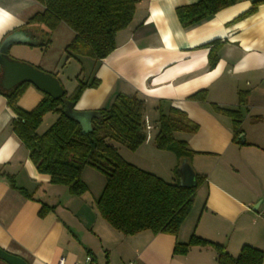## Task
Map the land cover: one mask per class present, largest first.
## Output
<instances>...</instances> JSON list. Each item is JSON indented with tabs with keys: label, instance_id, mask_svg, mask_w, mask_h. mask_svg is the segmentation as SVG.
Listing matches in <instances>:
<instances>
[{
	"label": "crops",
	"instance_id": "crops-1",
	"mask_svg": "<svg viewBox=\"0 0 264 264\" xmlns=\"http://www.w3.org/2000/svg\"><path fill=\"white\" fill-rule=\"evenodd\" d=\"M197 1L136 0L132 21L116 33L115 49L106 58L64 62V67L72 62L80 65V70L74 69L75 83L58 77L59 60L46 65L49 46L12 45L8 50L11 59L39 70L44 67L43 71L54 75L66 97L78 81L98 80L97 87L82 92L74 104L76 111L107 108L119 94L142 99L147 139L135 151L118 147V153L164 182L178 180L176 171L183 160L153 145L160 110L178 109L197 125L194 134H174L187 143L193 153L188 164L203 178L177 235L142 231L125 236L111 228L95 206L104 177L92 168L81 172L88 188L81 196L51 184L48 175L38 173L28 150L12 132L15 116L0 94V173L7 175L0 177V249L27 264H57L60 258L74 264L87 256L92 264H217L216 252L209 246H193L183 256L173 255L176 243H187L194 235L224 247L233 258L244 245L264 253V217L259 215L264 199V3L249 12L255 0H240L185 29L175 9ZM0 9L6 13H0V44L19 29H27L38 40L42 26L25 25L43 10L39 3L0 0ZM61 28L70 34L69 44L74 35L64 24L52 32L51 42ZM211 49L218 60L210 69ZM64 83L71 85L65 88ZM200 91L206 93L205 102L190 100ZM43 97L28 84L18 105L29 111ZM212 104L239 109L242 132L236 134L231 120L216 114ZM58 117L45 114L36 133L43 134ZM89 183L101 190L91 191ZM42 205L51 210L40 217ZM0 264L6 263L0 260Z\"/></svg>",
	"mask_w": 264,
	"mask_h": 264
},
{
	"label": "trees",
	"instance_id": "trees-1",
	"mask_svg": "<svg viewBox=\"0 0 264 264\" xmlns=\"http://www.w3.org/2000/svg\"><path fill=\"white\" fill-rule=\"evenodd\" d=\"M43 10L33 15L26 26L39 25L37 45L46 49L51 43L52 32L64 24L73 32V39L66 46L68 58H90L100 62L115 49V35L132 21L136 0H34ZM240 0H198L194 4L175 9L183 28H189L214 16ZM264 0L252 3L253 11ZM242 17V16H241ZM218 58L213 49L208 54V67L215 66ZM98 80L78 81L73 93L64 99L74 105L82 92L95 88ZM28 83H22L0 94L6 99L15 118L11 129L19 142L28 150L29 158L40 174L50 177V183L63 186L72 196H81L88 191L81 179L85 167L92 168L104 177V186L95 202L101 218L115 231L132 236L142 231L153 234L176 236L188 217L203 178L195 175L196 186L183 188L176 179L167 183L126 162L118 153V147L135 151L147 139L144 122L145 104L133 95H116L111 105L96 111L97 118L91 121L92 131L82 134L79 125L62 114L60 99L47 95L31 110H23L18 101ZM190 100L205 102L206 93L200 91ZM212 110L228 117L236 134H240L242 113L239 109H223L215 104ZM57 113V120L41 135L36 133L42 118L47 113ZM197 125L187 115L174 108L166 113L160 110L156 121L153 145L158 150L169 151L178 161H189L192 151L185 141L177 140L175 133L194 134ZM0 177H7L0 173ZM8 180L12 187L11 177ZM22 191V190H20ZM51 208L42 205L39 216ZM212 247L217 264H263L264 253L244 245L236 258L224 247L192 235L187 243H176L173 255L183 256L193 247Z\"/></svg>",
	"mask_w": 264,
	"mask_h": 264
},
{
	"label": "water",
	"instance_id": "water-1",
	"mask_svg": "<svg viewBox=\"0 0 264 264\" xmlns=\"http://www.w3.org/2000/svg\"><path fill=\"white\" fill-rule=\"evenodd\" d=\"M40 43L27 29L16 30L3 39L0 44V86L4 90H10L19 84L28 83L44 95L55 100L60 99L62 102V114L75 121L79 125L82 134L90 133L92 131L91 121L93 118H97L99 113L74 110V105L63 98L64 90L54 75L8 57V50L12 45L37 46ZM239 139L242 143L243 139L241 136ZM176 173L179 186L183 188H194L196 186L194 171L186 160L182 161ZM0 260L6 264H27L20 257L2 249H0Z\"/></svg>",
	"mask_w": 264,
	"mask_h": 264
},
{
	"label": "rangeland",
	"instance_id": "rangeland-1",
	"mask_svg": "<svg viewBox=\"0 0 264 264\" xmlns=\"http://www.w3.org/2000/svg\"><path fill=\"white\" fill-rule=\"evenodd\" d=\"M68 35H70L68 32H65L64 30H62V28L55 33V38L53 40V42H51L49 44V51L47 52V54L45 55V61H46V65L50 64H56L57 61L59 60V65L56 69L55 72H57L56 74L58 75V77L60 79H62V81H64L65 78H70V83H75V75H74V69L75 67L78 66V70H80V65L77 64V66H75L76 64H74L72 62L71 66L67 65L66 67H64V62H66L69 58H68V53L65 51L68 40ZM22 62V61H21ZM78 63V62H77ZM45 64H42V66H44ZM42 69H45L44 67H42ZM41 69V70H42ZM43 71V70H42ZM46 72V71H44ZM79 72V71H78ZM76 74V73H75ZM65 77V78H64ZM69 83H64L65 88H68ZM64 90V89H63ZM51 115V114H49ZM98 177H100L98 174H96ZM102 178V176H101ZM102 182V183H101ZM100 183L103 185V181H101ZM97 182H95L96 184ZM99 183V185H100ZM89 186L91 187V191H99L101 190V187L99 186H91V184L89 183ZM101 186V185H100Z\"/></svg>",
	"mask_w": 264,
	"mask_h": 264
},
{
	"label": "built area",
	"instance_id": "built-area-1",
	"mask_svg": "<svg viewBox=\"0 0 264 264\" xmlns=\"http://www.w3.org/2000/svg\"><path fill=\"white\" fill-rule=\"evenodd\" d=\"M259 215L264 217V199L261 201ZM92 263H93L92 258L90 256H87L83 260L75 262L74 264H92ZM57 264H65V260L63 258H60Z\"/></svg>",
	"mask_w": 264,
	"mask_h": 264
},
{
	"label": "clouds",
	"instance_id": "clouds-1",
	"mask_svg": "<svg viewBox=\"0 0 264 264\" xmlns=\"http://www.w3.org/2000/svg\"><path fill=\"white\" fill-rule=\"evenodd\" d=\"M0 13H2V14H6V13H4V10H3V9H0Z\"/></svg>",
	"mask_w": 264,
	"mask_h": 264
}]
</instances>
